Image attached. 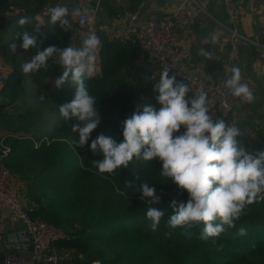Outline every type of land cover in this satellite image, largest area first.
<instances>
[{"label":"trees","instance_id":"16d2710c","mask_svg":"<svg viewBox=\"0 0 264 264\" xmlns=\"http://www.w3.org/2000/svg\"><path fill=\"white\" fill-rule=\"evenodd\" d=\"M50 1L0 0L2 46L9 49L8 44L13 43L14 38L22 43V36L16 37V34L33 33L36 27L42 34H38L41 50L48 46H79L81 40L70 30L64 31L59 26L51 30L47 26L48 17L45 25H38L36 17L51 5ZM135 1L130 5L132 11L138 4ZM23 16L32 18V23L24 29L17 25ZM37 51L29 50L33 55ZM99 55V71L85 81L89 93L96 97L101 118L91 139L103 133L121 142L125 119L142 112L144 106L160 107L156 101L158 93L154 91L159 78L147 88L133 80L131 65L143 55L140 43L133 38H104ZM2 56L6 61L3 53ZM9 61L14 69L0 93L9 97L10 102L17 99L20 102L17 112L5 109L0 117L3 122H9L6 127L11 132L4 140L10 148L9 157L4 161L16 178L29 182L28 191L35 202L31 213L62 229V234L52 243L74 250L71 263L264 264V201L247 206L245 214L236 221V227L226 229L219 237L201 239L203 225L192 229L191 239L183 236V229L168 227L172 214L168 206L173 199L186 202L188 193L160 175L159 159L146 162L134 158L127 168L117 169L114 174H99L92 162L102 159V155L91 151V139L84 147L76 146L78 134L71 131L76 121H66L59 114V106L74 98V88L70 82L60 89L55 87V79L62 74L55 59L49 62L47 70L33 74H24L22 64L15 58ZM174 73L177 80L187 83L175 71H170V75ZM43 92L47 93L45 101L40 100ZM192 94L190 91L189 97ZM232 114L222 119L233 124ZM250 116L256 121L263 114L255 110ZM236 125L242 132V125ZM183 131L181 128V133ZM18 132L21 133L16 134ZM237 139L253 154L264 150V128L257 127L254 137L242 132ZM136 174L140 176L138 182ZM126 182L134 185L147 182L161 196V202L152 205L165 211L155 231L150 229V221L146 219L149 205L139 192L126 188ZM241 227L247 230L245 236L237 235ZM170 231L173 235L168 238L166 234Z\"/></svg>","mask_w":264,"mask_h":264},{"label":"clouds","instance_id":"9594fccd","mask_svg":"<svg viewBox=\"0 0 264 264\" xmlns=\"http://www.w3.org/2000/svg\"><path fill=\"white\" fill-rule=\"evenodd\" d=\"M43 15L48 17L47 26L53 31L57 26L67 31L76 18L87 17L89 23L93 19L89 9L79 0L49 5ZM36 19L38 25H45L40 16ZM31 23L29 16L17 21L23 29ZM38 34L42 35L38 27L33 33L18 32L16 37L22 36V43L8 44L9 53L15 54L18 47L24 52L38 49L30 61L22 64L24 74L47 70L49 62L55 59L62 71L54 81L55 87L60 89L70 82L74 88V98L59 106V114L66 121H76L71 125V131L78 134L76 146L84 147L101 123L96 97L89 93L85 82L97 70L101 40L90 29L83 34L79 46H48L41 50ZM198 54L211 58V52L204 48L199 49ZM170 71L165 67L154 85L160 107L144 106L142 112L125 119L121 142L103 133L91 139V151H99L102 155V159L93 161L92 165L99 174L111 175L117 169L127 168L134 158L146 162L158 158L162 163L160 175L170 179L180 191L188 193L186 202L175 199L170 202L168 207L172 214L167 221L168 227L183 229L181 234L191 239L192 229L203 225L201 239L219 237L226 229L236 227V221L245 214L247 206L264 201V150L254 154L246 150L237 139L242 132L235 123L213 119L208 93L198 88L189 97V84L177 80L176 74L170 75ZM224 84L242 102H254V93L246 82H242L238 66L231 68V75ZM46 96L43 92L40 100L45 101ZM181 128L184 129L182 133ZM135 180L140 181L138 174ZM126 188L139 192L141 199L149 205L146 219L150 221V229L155 231L165 211L152 205H158L161 196L147 182L139 185L126 182ZM246 234L244 227L237 231L238 236ZM166 235L171 238L173 233L170 231Z\"/></svg>","mask_w":264,"mask_h":264},{"label":"crops","instance_id":"0c3cea01","mask_svg":"<svg viewBox=\"0 0 264 264\" xmlns=\"http://www.w3.org/2000/svg\"><path fill=\"white\" fill-rule=\"evenodd\" d=\"M132 1L98 0L95 28L101 42L104 38L120 40L131 38L126 30L125 19L119 14L131 12ZM62 2L64 0H51L50 4L55 6V4ZM177 3L178 0H137L135 1L137 6L134 12H137L141 18H146L154 11L159 15H165L173 12ZM209 12L214 21L213 25L206 23L204 18L199 20L198 16L186 18L180 24L175 41L186 40L188 51V55L180 60V64L183 69H202L214 76H220L235 40L238 60L234 62V66L241 69L242 82L249 85L255 100L252 103L241 101L233 112L232 118L235 124L242 125L243 135L254 137V130L257 127L264 128V49L254 42L234 38L232 31L236 30L252 41L264 43V0H211ZM43 13L38 16L46 23L47 17ZM71 32L75 38H78L79 26L76 19L72 20ZM201 48L211 52L210 59L198 54V50ZM144 59L145 55H142L137 61ZM11 71L12 67L0 56V75L4 73L7 76ZM255 110L263 114V117L256 118V121L253 119L254 115L250 116ZM8 123L0 120V153L2 152V144L7 137L6 124ZM9 154L4 158L9 157ZM16 185L27 207L32 209L35 202L28 191L29 182L17 178ZM23 228H25L23 222L12 214L6 201L0 197V264H4V258L9 254L22 256L26 264H43L35 262L33 255L20 249V243L17 244L19 249L9 250V247L14 246H11L5 236ZM51 248L61 253L64 259L62 263L72 262L73 249L60 248L54 242H51Z\"/></svg>","mask_w":264,"mask_h":264},{"label":"built area","instance_id":"2783aa9c","mask_svg":"<svg viewBox=\"0 0 264 264\" xmlns=\"http://www.w3.org/2000/svg\"><path fill=\"white\" fill-rule=\"evenodd\" d=\"M210 1L178 0L174 11L165 15H159L154 11L146 18H141L137 12L131 11L127 14L121 13L119 16H123L125 19L128 35L137 40L143 49L145 59L139 61L157 73L158 76L165 67L175 71L179 77L186 80L193 94L198 88H203L208 93L209 109L213 119H222L231 115L241 103V100L234 97L224 84V80L231 75V68L234 66V62L238 60L235 40L220 76H214L202 69H183L180 60L188 55L186 49L187 41H175L177 30L184 19L196 17L200 13H205L211 17L208 9ZM79 2L89 9V14L93 19L89 23L87 17L76 18L79 26L78 39L81 40L83 34L90 29L94 30L99 37L95 28L98 0H79ZM232 32L234 38L254 42L264 49V43L252 41L236 30ZM99 69L100 56H98L96 72ZM7 76L4 73L0 75V88L5 85ZM1 115L2 112L0 110V117ZM2 146V152L0 153V197L6 201L12 214L18 217L29 231L34 246L33 260L43 264H64L62 263L63 256L60 252L51 248V242L62 234V229L53 222L31 213L16 185L17 178L15 174L4 161V157L9 153L10 148L4 143ZM79 256L83 258V254ZM4 264H26V262L22 256L9 254L4 258ZM92 264H98V261H93Z\"/></svg>","mask_w":264,"mask_h":264},{"label":"water","instance_id":"95a60500","mask_svg":"<svg viewBox=\"0 0 264 264\" xmlns=\"http://www.w3.org/2000/svg\"><path fill=\"white\" fill-rule=\"evenodd\" d=\"M203 18L205 19L206 23H209L211 25L214 24V21L211 19V17H209L205 13H200L198 15V19L202 20ZM131 71L133 80L138 83L142 88H147L151 83H153L157 78H159L157 73L149 69L145 64L140 61H136L131 65ZM5 238L11 244V246H14L9 247V250L14 251L15 249H19V247H17V244L20 243V249L28 251L30 255L34 254L32 237L26 228L10 232L5 236Z\"/></svg>","mask_w":264,"mask_h":264},{"label":"rangeland","instance_id":"374dc122","mask_svg":"<svg viewBox=\"0 0 264 264\" xmlns=\"http://www.w3.org/2000/svg\"><path fill=\"white\" fill-rule=\"evenodd\" d=\"M209 7H210V4L208 6V9H209ZM70 31H71V28H70ZM10 38H12V37H10ZM2 39L3 38L1 37V34H0V56H2V53L6 56V61H5L4 57L3 56L2 57H3L4 61L7 64H9V66L12 67V70L14 68H13L12 63L9 60L15 58V60L18 62V64H23V63H25L27 61H30L31 57L33 56L32 53H30L29 51L24 52L18 47L17 48V52L15 54H10L9 53V49H6L5 46H2V44H3L2 43ZM13 43H16L17 45L21 44V42H18L16 40V38L13 39ZM13 56H15V57H13ZM156 81H154V82H156ZM1 89H2V87L0 88V90ZM10 101H11V99L9 97H6V96H4V94L0 93V110H1V112H4L5 109H9L10 111H13V112H17L18 111L20 99H17V101L13 100V102H10ZM9 102H10V104H9ZM3 104L4 105L6 104V106H4ZM6 132H7L6 136H8L9 133H11L10 131H6ZM20 133L21 132H18L16 134H20ZM75 225L79 226V224H77V223H75ZM63 261H64V259H63Z\"/></svg>","mask_w":264,"mask_h":264}]
</instances>
